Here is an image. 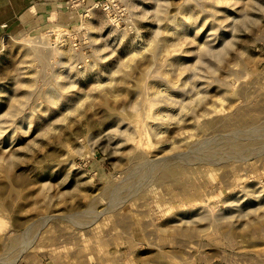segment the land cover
I'll return each mask as SVG.
<instances>
[{
	"label": "rangeland",
	"instance_id": "rangeland-1",
	"mask_svg": "<svg viewBox=\"0 0 264 264\" xmlns=\"http://www.w3.org/2000/svg\"><path fill=\"white\" fill-rule=\"evenodd\" d=\"M96 2L0 34V264H264V0Z\"/></svg>",
	"mask_w": 264,
	"mask_h": 264
},
{
	"label": "crops",
	"instance_id": "crops-1",
	"mask_svg": "<svg viewBox=\"0 0 264 264\" xmlns=\"http://www.w3.org/2000/svg\"><path fill=\"white\" fill-rule=\"evenodd\" d=\"M97 0H87L93 4ZM64 0H0V34L9 30H21V26L31 27L38 19H47L51 10L61 7Z\"/></svg>",
	"mask_w": 264,
	"mask_h": 264
},
{
	"label": "built area",
	"instance_id": "built-area-1",
	"mask_svg": "<svg viewBox=\"0 0 264 264\" xmlns=\"http://www.w3.org/2000/svg\"><path fill=\"white\" fill-rule=\"evenodd\" d=\"M76 1H77V2L80 1L81 3H84V2H85V0H76ZM101 4H103V3H101V2L97 3V2H96V3L93 4V8H97V7H99ZM100 7H101V6H100Z\"/></svg>",
	"mask_w": 264,
	"mask_h": 264
}]
</instances>
